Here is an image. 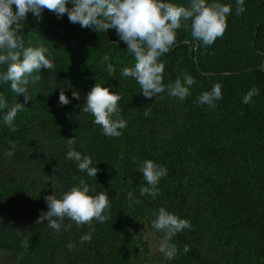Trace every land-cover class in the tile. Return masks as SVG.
Instances as JSON below:
<instances>
[{"label": "trees", "instance_id": "1", "mask_svg": "<svg viewBox=\"0 0 264 264\" xmlns=\"http://www.w3.org/2000/svg\"><path fill=\"white\" fill-rule=\"evenodd\" d=\"M164 2L189 7L191 0ZM214 2L231 7L223 36L205 46L193 38L191 19L182 18L175 44L158 58L165 66V91L150 98L135 78L122 75L136 60L114 28H82L67 13L58 18L47 9L39 19L27 14L22 47L46 48L53 68L32 74L41 79L30 78L26 103L10 82H0L7 104L0 109V264H133L134 237L117 208L140 204L163 207L190 224L167 242L177 249L168 264H264V0H244L240 15L237 0H206ZM105 55L109 60L102 62ZM6 70L0 65V73ZM185 75L195 83L185 85L190 95L180 100L168 85L177 79L183 84ZM96 83L122 97L118 109L126 127L118 137L104 135L94 116L83 111ZM217 83L222 98L216 106L198 103ZM254 88L258 94L243 103ZM61 90L67 105H59ZM16 101L25 108L12 131L3 117ZM69 138H76V151L91 157L96 177L67 158ZM145 160L167 170L155 197L140 193L148 186L139 170ZM80 179L90 195L107 193L109 218L81 225L65 218L58 232L47 220L36 223L48 210L45 196L61 198ZM129 192L140 203L129 200ZM88 234L90 241L82 243Z\"/></svg>", "mask_w": 264, "mask_h": 264}, {"label": "clouds", "instance_id": "2", "mask_svg": "<svg viewBox=\"0 0 264 264\" xmlns=\"http://www.w3.org/2000/svg\"><path fill=\"white\" fill-rule=\"evenodd\" d=\"M68 4L72 7H66ZM13 5L16 11H13ZM44 9L54 12L58 18L67 13L69 21L79 23L82 28H90L97 32H106L114 28L119 38L127 44V51L133 53L136 60L134 67L122 69V75L135 78L141 86L142 95L148 98L165 91L162 83L165 66L162 62L158 63V58L175 44V30L180 28L181 19H191L193 38L202 41L205 46H210L218 37L223 36L227 28L226 18L231 12L229 5L215 2L208 4L206 0H191L189 7L177 6L164 0H0V65H7V70L0 73V82H10L11 90L17 96L24 94L25 103L31 99L27 94L30 78L33 83L41 79L40 75L32 74L39 73L41 68L48 70L53 68L52 62L45 56L46 48L22 47L24 43L22 29L27 14L32 13L39 19ZM244 11V0H237L236 14L240 15ZM108 60L109 56L105 55L102 62ZM114 70L113 65L109 63L107 71L111 74ZM194 83L193 77L185 75L183 84L177 79L174 84L168 85L169 94L184 100L190 95L189 87L185 85L191 86ZM257 94L258 89L250 90L243 97V103H250L252 96ZM72 96L79 99L77 91H73ZM221 98V85L217 83L211 91H205L200 95L198 103L215 107L214 101ZM121 99L119 93H112L99 83H96L86 95L83 111L94 116V123L102 126L103 134L106 136L118 137L121 135L118 130L126 127V121L120 117L118 109V101ZM68 103H70L68 97L61 90L59 105ZM6 107L4 98L0 96V109ZM24 108L23 103L16 101L4 115V123L12 131H16L13 121L17 113ZM150 111L151 109H146L145 115ZM66 140L69 147L67 158L75 160L79 170L86 171L89 177H96L99 169L91 166L93 163L91 157L82 156L72 147L76 143V138ZM6 155L11 156L13 152L9 151ZM133 163H136L135 157ZM139 170L148 184L147 187L140 188L141 195L150 194L153 197L158 195L157 184L159 179L167 174L166 168L151 160H145ZM89 193V185L80 179L79 185L72 186L61 198H57L55 194L45 196L48 210L40 212L36 223L47 220L48 227L58 232L65 218L75 221L77 225L91 224L93 219L100 223L105 222L109 218L104 214L105 210L109 209V196L106 192L97 195ZM128 199L140 203L132 192L128 193ZM156 216L152 227L165 232V243L161 244L159 250L168 259H172L177 254V249L167 242L178 232L189 228L190 224L163 207L158 210ZM90 239L91 235L88 234L81 238V242ZM24 246H28L27 240L24 241ZM67 247L71 250L74 245L69 243ZM184 251H188L187 246Z\"/></svg>", "mask_w": 264, "mask_h": 264}, {"label": "rangeland", "instance_id": "3", "mask_svg": "<svg viewBox=\"0 0 264 264\" xmlns=\"http://www.w3.org/2000/svg\"><path fill=\"white\" fill-rule=\"evenodd\" d=\"M134 237L131 248L133 264H168L166 255L159 249L165 243V232L152 227L159 209L141 205H120L117 208Z\"/></svg>", "mask_w": 264, "mask_h": 264}]
</instances>
